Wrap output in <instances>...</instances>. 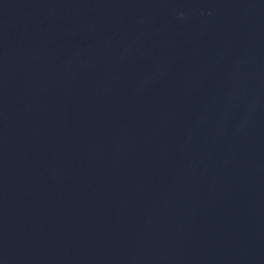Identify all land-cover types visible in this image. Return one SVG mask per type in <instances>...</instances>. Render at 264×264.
<instances>
[{
	"label": "water",
	"instance_id": "1",
	"mask_svg": "<svg viewBox=\"0 0 264 264\" xmlns=\"http://www.w3.org/2000/svg\"><path fill=\"white\" fill-rule=\"evenodd\" d=\"M0 264H264V0H0Z\"/></svg>",
	"mask_w": 264,
	"mask_h": 264
}]
</instances>
